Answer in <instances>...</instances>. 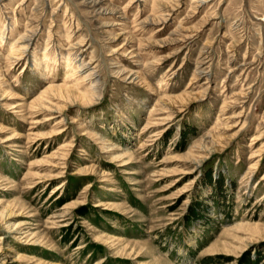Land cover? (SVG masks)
Instances as JSON below:
<instances>
[{"label": "rangeland", "instance_id": "rangeland-1", "mask_svg": "<svg viewBox=\"0 0 264 264\" xmlns=\"http://www.w3.org/2000/svg\"><path fill=\"white\" fill-rule=\"evenodd\" d=\"M0 264H264V0H0Z\"/></svg>", "mask_w": 264, "mask_h": 264}]
</instances>
